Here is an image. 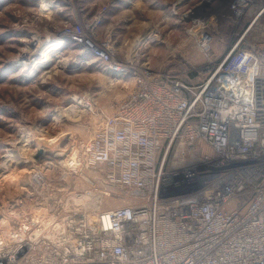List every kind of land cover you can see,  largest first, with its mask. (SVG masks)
Masks as SVG:
<instances>
[{"label": "built area", "instance_id": "obj_1", "mask_svg": "<svg viewBox=\"0 0 264 264\" xmlns=\"http://www.w3.org/2000/svg\"><path fill=\"white\" fill-rule=\"evenodd\" d=\"M254 2L227 7L239 21ZM263 14L219 55L210 20L190 18L196 82L146 68L111 111L85 104V139L42 144L48 161L17 183L0 226V264H264V44L239 47ZM98 23L62 37L129 72L93 39Z\"/></svg>", "mask_w": 264, "mask_h": 264}, {"label": "rangeland", "instance_id": "obj_2", "mask_svg": "<svg viewBox=\"0 0 264 264\" xmlns=\"http://www.w3.org/2000/svg\"><path fill=\"white\" fill-rule=\"evenodd\" d=\"M229 1L0 0V219L5 218L0 226L10 225L17 183L48 161L47 155H35L37 146H44L40 142L59 139L55 145L63 148L89 135L90 114L75 99L111 111L146 68L186 72L185 81L196 82L189 66L199 68L205 60L195 48L190 18L210 20L206 31L219 55L264 7V0H255L248 15L236 21ZM97 20L93 39L110 40L116 60L129 72L116 74L76 40L62 37L64 29ZM241 43L264 44V14ZM23 142L28 145L21 151ZM15 155L18 161L11 162Z\"/></svg>", "mask_w": 264, "mask_h": 264}, {"label": "bare ground", "instance_id": "obj_3", "mask_svg": "<svg viewBox=\"0 0 264 264\" xmlns=\"http://www.w3.org/2000/svg\"><path fill=\"white\" fill-rule=\"evenodd\" d=\"M75 101H76V105H78V104H87L86 103V101H85V99L84 98H80L79 97V99H75ZM88 104H90V103H88ZM75 106V105H74ZM75 107H77V106H75ZM79 112V111H78ZM80 118V117H79ZM79 118L78 119H76V121H78L79 120ZM75 121V120H74ZM43 141V140H42ZM47 143V142H46ZM23 144V146L21 147V151H23V150H25V147L28 145L26 142L24 143H22ZM42 145V144H41ZM49 145V144H48ZM45 146H37V151H36V154L35 155H41L44 151H45V148H44ZM44 150V151H43ZM20 155V154H19ZM22 155V154H21ZM34 155V156H35ZM16 156V155H15ZM16 161H18V159H17V156H16V159H14V157H13V160L11 161V162H16ZM46 165V164H45ZM27 175V174H26ZM25 174H24V177H23V179L25 180L26 179V176ZM26 181V180H25ZM6 186H8V183H7V185ZM6 188V187H5Z\"/></svg>", "mask_w": 264, "mask_h": 264}, {"label": "crops", "instance_id": "obj_4", "mask_svg": "<svg viewBox=\"0 0 264 264\" xmlns=\"http://www.w3.org/2000/svg\"><path fill=\"white\" fill-rule=\"evenodd\" d=\"M190 65V64H189Z\"/></svg>", "mask_w": 264, "mask_h": 264}]
</instances>
